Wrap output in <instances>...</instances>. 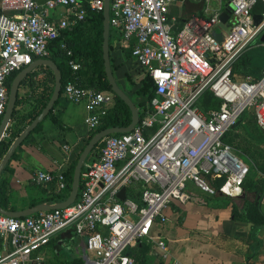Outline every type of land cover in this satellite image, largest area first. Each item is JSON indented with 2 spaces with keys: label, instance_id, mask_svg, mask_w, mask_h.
<instances>
[{
  "label": "built area",
  "instance_id": "built-area-1",
  "mask_svg": "<svg viewBox=\"0 0 264 264\" xmlns=\"http://www.w3.org/2000/svg\"><path fill=\"white\" fill-rule=\"evenodd\" d=\"M175 1L109 0L108 25L117 32V46L129 55V69L135 72L131 82L137 89L148 78L151 97L138 109L132 130L106 137L83 165L72 204L22 218L0 214V264H41L37 251L66 227L82 239V264H136L130 250L150 239L155 222H166L171 201L190 199L189 186L206 198L241 194L248 166L223 138L244 112L264 133V65L255 77L233 74L243 51L264 33V13L257 24L251 14L264 0H230L231 19L222 40L213 37L219 11L189 17L173 31L168 7ZM102 6L103 0H0V119L8 77L32 58L47 59L49 44L82 20L84 9L98 13ZM59 8L65 16L47 18ZM58 45L70 55L62 41ZM68 66L78 69L72 61ZM205 92L218 101L217 108L199 109ZM61 95L83 105L89 134L114 102L110 92L72 82L64 84ZM7 137L5 131L2 139ZM208 179L220 183L213 187ZM30 183L66 193L61 165L53 172H33ZM121 188L122 201L117 198ZM127 192L138 193L137 200ZM155 244L165 253L163 241Z\"/></svg>",
  "mask_w": 264,
  "mask_h": 264
},
{
  "label": "crops",
  "instance_id": "crops-1",
  "mask_svg": "<svg viewBox=\"0 0 264 264\" xmlns=\"http://www.w3.org/2000/svg\"><path fill=\"white\" fill-rule=\"evenodd\" d=\"M226 1L176 0L168 7V23L176 31L189 17L207 18L215 11L220 13ZM37 3L44 2L37 0ZM262 13L251 12L252 15ZM65 14L66 10L59 8L46 16L57 20ZM259 41L246 48L235 63L236 79L258 75L264 65V42ZM110 56L116 83L124 89L136 90L131 82L135 72L127 73L113 50ZM36 60L32 58V62ZM31 73L40 79L45 68L37 67ZM21 84L17 97L27 94L29 99L15 110L19 116L25 115V123L38 104L31 93L35 85ZM84 116L82 104H73L60 96L52 107L51 116L44 118L38 129L24 139L0 174L1 195L5 197L4 207L0 208L21 211L53 196L51 186H33L30 177L37 170L53 172L58 165L67 173L89 137L83 124ZM11 123L12 119L9 125ZM246 164L248 174L236 198L202 197L189 186L188 201L182 204L171 201L165 211L166 222H155L150 239L130 250L136 264H264V215L259 210L260 205H264V160L257 163L249 160ZM156 240L163 241L165 253L157 248ZM82 250V239L74 235L71 227H66L54 233L37 254L41 264H82Z\"/></svg>",
  "mask_w": 264,
  "mask_h": 264
},
{
  "label": "trees",
  "instance_id": "trees-1",
  "mask_svg": "<svg viewBox=\"0 0 264 264\" xmlns=\"http://www.w3.org/2000/svg\"><path fill=\"white\" fill-rule=\"evenodd\" d=\"M257 11L264 12V6L261 3H257L251 10V12H257ZM116 33L117 32L115 30L109 28L108 51H109L110 69L113 76H114L115 67L112 64V58L110 56V53L113 50L114 43L118 39ZM101 34H102L101 12L95 13L88 9H84L82 20L76 21L74 23H70L69 26L60 33V37L49 44L48 46L49 56L47 57V59H49L55 64V66L57 67L60 73L61 89L63 88L66 82H72L73 84L83 88L85 87V88H91L95 91L110 92L109 86L105 80V76L103 72V64L101 59V41H102ZM59 41H62L65 44L66 49L70 52L69 56H66L64 51L59 49V45H58ZM124 58L125 59L129 58V55L126 52ZM69 61H72L78 65V69L75 72H72L71 69L69 68L68 66ZM14 74L15 73L11 74L8 77V80H6L7 89ZM24 84H27L30 87L35 85L31 93L32 95L35 96L34 100L38 104V107L28 114L27 121L25 122L26 124H28L36 115H38V113L46 104L53 87V76L48 69H45V73H43L40 79H37L35 73H31L27 76V78L22 82L21 85ZM42 86L44 87V89H42ZM34 90H36V92H34ZM125 91L126 94L129 96L130 100L133 102L134 106L137 109H139L151 97L152 85L150 80L146 78L141 82L140 87L137 88L136 90L132 91L131 87H129V89ZM60 96H61V90L58 99L60 98ZM28 99L29 98H27V94H25L23 97H17L15 107L21 106V104L26 102ZM113 99H114L113 106L107 111L106 115L101 119L96 130L89 134L88 139L94 133L103 130L105 128L125 127L128 124L129 122L128 108L115 96H113ZM56 102L54 103V105L56 104ZM197 106L202 111L206 110L207 108H217L218 101L212 98L208 92H205L199 99ZM50 116H51V111L48 112L46 117H50ZM24 120H26L25 115L19 116L18 112L14 110V114L12 116V123L9 125V127L6 130V134L8 135V137L2 139V143L5 144V148H7L11 140L17 136V134L22 130V128H24L23 127L25 124ZM39 125L40 124H38L34 130H37ZM251 134L256 138L260 136L258 131L253 132ZM111 136H115V135H111ZM226 137L227 134L224 136L223 142L229 144L226 140ZM103 140H101L93 148V150L88 155V158H91L92 155L97 153V151L101 147ZM239 158L242 161H244L245 164L247 163V160H245V158L243 157H239ZM74 164L69 168L67 173L64 174L66 193L55 194V195L53 194V196L50 199L44 200L45 202H60L66 198L67 193L69 191V185L71 182V176H72V170ZM207 182L213 187H216L220 183L219 180H209V179ZM1 193H2V189L0 187V206L4 207L3 201L5 200L4 199L5 197L2 196ZM126 195L127 197L133 200H137L138 193L127 192Z\"/></svg>",
  "mask_w": 264,
  "mask_h": 264
},
{
  "label": "water",
  "instance_id": "water-1",
  "mask_svg": "<svg viewBox=\"0 0 264 264\" xmlns=\"http://www.w3.org/2000/svg\"><path fill=\"white\" fill-rule=\"evenodd\" d=\"M45 2L47 0H41ZM108 8L109 0H103V6L101 11L102 17V34H101V59L103 64V72L105 80L109 86L110 93L119 99L129 111V122L125 127H109L94 133L86 142L81 152L79 153L72 170L71 182L69 185V191L66 198L60 202H41L27 209L21 211H6L0 208V214L9 218H22L27 216H32L34 214L45 212L54 209H62L66 206L72 204L77 197L78 193V183L79 175L83 168L84 162L86 161L88 155L93 150V148L104 138L111 135L125 134L132 130L134 125L138 121V109L134 106L133 102L130 100L129 96L126 94L127 87L121 88L117 85L114 76L111 73L110 62H109V51H108V37H109V25H108ZM232 7L230 5V0H227L223 5L222 11L218 15V28L220 33L214 31L213 37L217 40H222L223 33L228 27ZM261 19V15H252V20L254 24H257ZM260 41L264 42V33L260 37ZM37 67H44L48 69L53 76V87L51 94L41 109V111L36 115L18 134L14 137L7 148L5 144L2 143L3 134L9 126V122L12 119L15 110V103L17 98V89L19 85L24 81L26 76L30 74L32 70ZM60 73L55 66V64L49 59H37L31 62L28 66L22 68L20 71L16 72L8 86L7 90V101L3 115L0 119V174L5 169L9 160L11 159L14 151L18 146L24 141V139L40 124L44 118H46L49 111L52 110L54 103L57 101L60 90ZM117 198L122 201L124 199V189L121 188L117 194ZM260 212L264 215V205H260Z\"/></svg>",
  "mask_w": 264,
  "mask_h": 264
},
{
  "label": "rangeland",
  "instance_id": "rangeland-1",
  "mask_svg": "<svg viewBox=\"0 0 264 264\" xmlns=\"http://www.w3.org/2000/svg\"><path fill=\"white\" fill-rule=\"evenodd\" d=\"M224 2L225 0H222V3ZM214 30L216 33H220V29L218 27H215ZM253 43H256V41H254ZM113 47V52L117 53V56L121 65L123 66V69H125V71L129 73L130 58H124L125 52H122L116 43L115 45H113ZM257 131L260 134L258 138L254 137L251 134ZM226 140L233 148L234 152L239 157L245 158V160H247L248 162L250 160L252 162L257 163L264 160V133L259 131L258 128L255 126L250 112L242 113L237 123L227 133ZM89 161L90 158L86 159L84 165L88 164Z\"/></svg>",
  "mask_w": 264,
  "mask_h": 264
}]
</instances>
